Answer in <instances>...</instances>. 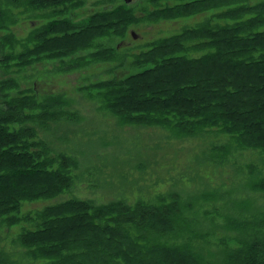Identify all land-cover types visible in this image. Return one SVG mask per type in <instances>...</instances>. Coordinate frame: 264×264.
Listing matches in <instances>:
<instances>
[{"label":"trees","instance_id":"trees-1","mask_svg":"<svg viewBox=\"0 0 264 264\" xmlns=\"http://www.w3.org/2000/svg\"><path fill=\"white\" fill-rule=\"evenodd\" d=\"M87 2L0 0L3 71L56 61L64 73L99 62L122 65L127 57L120 54L119 43L103 45L101 40H124L132 26L143 22L213 12L135 53L132 66L138 72L91 82L81 91L121 126L161 127L179 140L210 129L229 135L231 145L219 147L212 159L223 161L233 147L264 154V0H146L136 6L128 0H100L109 6L76 20L75 11ZM20 8L26 9L15 12ZM26 11L51 15L20 40L13 26ZM19 90L17 79L0 80V226L34 224L17 238L29 257L48 264H264V213L249 201L235 205L255 213L250 217L244 210L239 218L225 215L224 227L238 233V246L224 241L223 248L208 253L203 246L207 234L187 215L197 199L184 201L177 192L133 204L73 197L21 216L25 202L52 200L73 189L79 161L54 153L40 132L79 119L68 111L72 103L64 95L39 99L34 87ZM251 173L247 186L264 193V177ZM202 197L219 199L217 193ZM0 264H10L1 250Z\"/></svg>","mask_w":264,"mask_h":264},{"label":"rangeland","instance_id":"rangeland-1","mask_svg":"<svg viewBox=\"0 0 264 264\" xmlns=\"http://www.w3.org/2000/svg\"><path fill=\"white\" fill-rule=\"evenodd\" d=\"M128 1L136 6L137 2L146 0ZM107 6L108 3L100 0H88L85 7L75 11L76 20ZM25 9H16L15 12ZM44 12L19 13V22L13 26V31L20 40L48 20L44 16L51 14ZM212 13L158 23L143 22L132 26L124 40H101L103 45L119 43L120 54L127 57L122 65L120 61L99 62L64 73L60 71V62H42L11 74H6L0 67V80L15 78L20 90L34 87L39 99L64 95L72 103L68 111L79 119L78 122L64 120L54 123L50 131L40 132V138L51 146L54 153L74 156L79 161V168L73 172V189L52 200L25 202L21 216L34 215L38 210L73 197L92 199L97 203L123 199L133 204L140 199L155 202L161 194L177 192L184 201L197 199L194 200V210L188 211L187 215L196 221L201 233L207 234L203 243L206 253L223 248L224 241L230 247L238 246L234 240L238 233L224 227L225 215L239 218L242 217L240 210H244L247 217L255 214L250 209L239 210L235 205L244 201L251 202V208L264 213V193L254 192L247 186L252 170L258 178L264 177V154L252 149L238 151L233 147L232 153L223 161L212 159L214 153L220 152L219 147L231 145L229 135L210 129L200 137L179 140L161 127L121 126L117 117L100 109L98 100L90 99L81 91L91 82L138 72L140 69L132 66L135 53L160 37L202 22ZM205 193H217L219 199L206 200L202 197ZM25 229H34V224L22 222L12 228L0 226L1 257L10 264H48L46 260L29 257L27 250L17 242Z\"/></svg>","mask_w":264,"mask_h":264},{"label":"bare ground","instance_id":"bare-ground-1","mask_svg":"<svg viewBox=\"0 0 264 264\" xmlns=\"http://www.w3.org/2000/svg\"><path fill=\"white\" fill-rule=\"evenodd\" d=\"M109 4V3H108ZM97 12V11H96ZM83 20V19H82ZM107 40V39H106ZM50 71V70H49ZM59 71V70H58ZM256 167V166H255ZM238 194H240V193H238Z\"/></svg>","mask_w":264,"mask_h":264},{"label":"water","instance_id":"water-1","mask_svg":"<svg viewBox=\"0 0 264 264\" xmlns=\"http://www.w3.org/2000/svg\"><path fill=\"white\" fill-rule=\"evenodd\" d=\"M134 36H136V35L134 34Z\"/></svg>","mask_w":264,"mask_h":264}]
</instances>
